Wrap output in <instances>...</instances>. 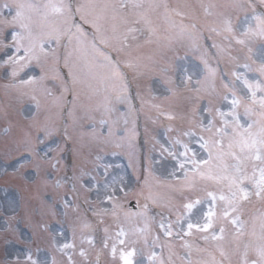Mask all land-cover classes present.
I'll return each instance as SVG.
<instances>
[{
  "label": "snow or ice",
  "instance_id": "snow-or-ice-1",
  "mask_svg": "<svg viewBox=\"0 0 264 264\" xmlns=\"http://www.w3.org/2000/svg\"><path fill=\"white\" fill-rule=\"evenodd\" d=\"M0 8L14 11L0 14V87L9 107L33 106L5 155L25 185L51 193L40 197L42 212L55 217L62 207L50 240L62 259L26 249L5 264H264V0H4ZM122 68L137 80L156 74L163 92L149 89L146 99L138 85L135 109ZM132 112L144 116L149 146L138 158ZM84 120L99 151L128 150L137 180L143 174L135 211L123 203L124 177L109 171L118 165H97L103 181L84 170L53 179L64 151L54 138L72 140L68 121ZM164 121L161 138L152 135L148 125ZM81 191L96 199L81 201ZM0 198L14 209L7 190Z\"/></svg>",
  "mask_w": 264,
  "mask_h": 264
},
{
  "label": "rangeland",
  "instance_id": "rangeland-1",
  "mask_svg": "<svg viewBox=\"0 0 264 264\" xmlns=\"http://www.w3.org/2000/svg\"><path fill=\"white\" fill-rule=\"evenodd\" d=\"M4 2V0H0V2ZM176 3H193L195 4L197 0H173ZM10 3L11 0H8ZM217 2L223 3L225 0H217ZM13 11V10H12ZM10 9H3L0 8V14H3L4 16H7L8 18H11L14 13ZM84 27L89 28L88 25H84ZM91 31V29L89 30ZM207 35V33H205ZM219 40V38H217ZM261 47L260 43L257 42L255 45V48L259 49ZM183 48L180 49V52H183ZM113 55H115L113 53ZM188 66L190 69H195L199 62L196 60H192V58L189 56L187 60ZM202 68V66H200ZM122 70H125V68H122ZM66 73V69L63 70ZM127 71V70H126ZM128 72V71H127ZM129 73V72H128ZM126 73L127 75H129ZM133 73V72H132ZM134 75V74H133ZM155 75H145L141 79H134L135 81V88H131V104L132 106L137 109V103L133 102L136 99V92H137V86L139 85V90L145 95V98H148V91L149 89H152L153 94L163 92V85L156 83L155 81ZM251 77L255 76L256 73H249L248 74ZM3 82H0V85H2ZM51 86V85H50ZM131 87V86H130ZM2 88V87H1ZM84 91H87L86 86L84 87ZM68 97H71V95H68ZM71 101V100H70ZM159 102V101H157ZM10 99L8 97V109H11L13 111V116L11 115L8 119L4 118L3 112L0 111V179H3L2 185H0V193L7 190L8 197L14 199L16 201V205L13 208L9 207L8 204L5 202L7 198H0V244L6 243V248L4 249V252L2 250L1 254V248L0 245V260L5 262L8 258L9 254H22L26 249H30L33 253V258H37V249L34 248L39 245H44V247L50 248L51 251L54 250L55 253L59 254L62 258V255L57 252L52 245L50 244V240L52 238L53 232L55 230L60 229V225L57 223L53 226L51 225V230L48 232H42L40 229L36 227V224L34 222L33 216L37 214V206L35 203L36 201H33L30 197H26L27 193L31 192L34 194V198L37 200L39 204L40 197H43L44 199H48V197L51 195L49 192L47 195L44 193H39L35 191V187H29L24 184V182L13 173L12 167L8 163V161H11L12 164L15 163V160L12 159L11 156H6L5 152L8 148L10 139L13 135L16 134V127L17 124H22L24 121L20 119V113L25 112L32 108L33 106L25 102L23 105L18 107V104H14L13 106L9 107ZM141 104V101H140ZM126 106H120L121 112L125 111ZM19 108V109H18ZM0 109H3L0 106ZM16 109V110H15ZM4 110V109H3ZM147 111V109H145ZM137 113L132 112L129 114L128 118L129 120H135L134 116ZM143 125L145 127V119L144 116L141 114ZM141 116L139 115V123L142 124ZM10 122L13 125L10 127ZM82 123L84 121L79 122L76 125L72 126V132H73V143L74 148L76 149L75 152L70 151V147L68 141H65L64 136L55 137V143L61 144L64 147L63 155H62V161H61V168L60 170L53 173V179H63L65 175L72 176L74 173L79 174L81 170L84 171H90L93 175H97V165H104V164H112V165H118V167L109 169L110 173H113L118 176H123L125 179V182L128 184V197L126 200L123 201L126 207H129V204L134 200L137 202V193L140 191L141 186L143 185V174L140 175V179L137 180V173L136 168L132 166L134 163L133 160H130V154L129 151L126 149H116L111 145H108L104 148V150L101 152L99 149L93 145L89 140V134L90 129L88 127V121L86 120V130L82 129ZM167 121H164L162 125H151L149 124V130L152 135L157 136L158 138H161L164 127L167 125ZM141 144H137L135 146L134 144V151L135 156L138 158L141 155L145 153L146 146L144 144V141L146 139L145 135L141 136ZM75 140V141H74ZM78 146L77 148L75 146ZM81 147V148H80ZM149 147V146H148ZM87 148L85 152L81 149ZM58 155L57 153H53V156ZM97 156L101 157V159H97ZM170 170V169H169ZM99 171H102V168L99 169ZM163 169H158L157 175L160 177V179H167L166 175H162ZM97 178L103 181L104 177L101 175H97ZM88 177H85V182L87 183ZM19 184V185H18ZM27 189H30L29 192L25 191ZM27 192V193H24ZM160 191H164V189H160ZM24 194V197L22 198ZM85 196L90 197L91 199L95 200L96 196L94 192H87V191H81L80 193V199L81 201L84 199ZM144 201H141L142 204ZM20 205L22 206V209H20ZM86 207V205H85ZM57 211V219L62 220V217L59 215L60 212H62L61 205L57 204L56 206ZM37 216V215H36ZM41 217L45 218V221L47 220L50 215L48 214H42ZM18 218L21 219L18 220ZM30 220H32L34 223H31ZM21 224H27L21 227ZM65 226V225H64ZM64 231L66 234L69 233L68 227H64ZM33 232V233H32ZM41 233H43L41 235ZM47 233H50L49 235H46ZM33 234V237L31 236ZM42 236V240L38 236ZM35 236V237H34ZM43 242V243H42ZM43 247V248H44ZM40 250V249H39ZM39 259H50L48 254L43 252V250L39 251ZM61 260V259H60ZM58 260V261H60Z\"/></svg>",
  "mask_w": 264,
  "mask_h": 264
}]
</instances>
